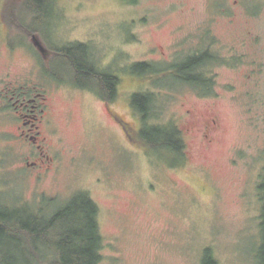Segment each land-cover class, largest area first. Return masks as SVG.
Masks as SVG:
<instances>
[{"label":"rangeland","instance_id":"rangeland-1","mask_svg":"<svg viewBox=\"0 0 264 264\" xmlns=\"http://www.w3.org/2000/svg\"><path fill=\"white\" fill-rule=\"evenodd\" d=\"M19 21L39 31L27 33ZM75 42L119 75L111 110L99 95L69 86L73 73L60 58L53 62V48ZM207 46L217 58L205 67L215 79L205 95L181 81L175 65ZM139 61L156 70L130 72ZM21 84L56 99L62 154L42 178L24 165L10 132L15 120L1 103L8 87ZM141 91L154 98L143 119L132 103ZM212 116L218 124L208 142L202 126ZM169 123L185 142L183 160L173 164L176 153L164 158L137 129ZM261 169L264 0H53L50 13L36 15L24 11L22 0H0L1 205L45 204L51 213L88 192L99 206L100 264H202L207 252L218 264H259Z\"/></svg>","mask_w":264,"mask_h":264},{"label":"trees","instance_id":"trees-1","mask_svg":"<svg viewBox=\"0 0 264 264\" xmlns=\"http://www.w3.org/2000/svg\"><path fill=\"white\" fill-rule=\"evenodd\" d=\"M22 1L24 11L36 15L50 13L53 0ZM16 9L17 5L12 4L8 14L12 16ZM19 22L25 26L27 33L33 35L39 31L27 27L23 21ZM86 48L87 45L77 42L55 47L53 62L60 58L59 62L73 73L72 80L75 83L82 84L81 81L94 79L95 83L91 86L100 97L105 100L113 99L117 96L119 75L113 70H96ZM216 58L207 46L205 50L188 55L178 66L175 65L178 69L177 76L202 94H212L215 79L208 77L205 67ZM155 70L154 65L147 61L136 62L129 69L133 73H150ZM152 96V93L143 91L132 96L133 105L144 118L151 114ZM139 137L144 145L163 150L164 158H169L170 152L176 153L177 157L171 164L183 160L185 142L177 125L147 124L139 132ZM260 188L264 193V181ZM262 195L264 200V194ZM49 201L53 203L56 199L52 197L47 203ZM261 218L264 245V207ZM102 246L99 206L86 191H78L51 213L45 204L37 209L30 205L7 207L0 204V264H100ZM48 250L51 252L48 253ZM202 264L218 263L207 252ZM259 264H264V256Z\"/></svg>","mask_w":264,"mask_h":264},{"label":"flooded vegetation","instance_id":"flooded-vegetation-1","mask_svg":"<svg viewBox=\"0 0 264 264\" xmlns=\"http://www.w3.org/2000/svg\"><path fill=\"white\" fill-rule=\"evenodd\" d=\"M86 49L88 51L87 55L93 67H96V70L104 69L97 63V60L94 58V54L90 51L88 46ZM66 74L67 76L69 75V73ZM53 75L59 80L64 77L57 74L55 71L53 72ZM86 81H81L84 85L75 83L73 80V83L68 81V84L75 89H81L82 91H86L88 94L93 93L98 96L99 94L91 86L95 83L94 79H88ZM85 83H87V85H85ZM63 84L64 82L61 81L57 82L55 86L62 87ZM55 100L56 99L52 97V92L47 94V91L42 90L37 86L32 87L29 84L8 87L1 97V103L6 104V108L9 109L15 120V130L10 132L13 134V139L22 147V154L26 157L24 165L28 167H36L38 178H42V175L52 168L58 155L62 154L61 149H59L56 144V142L62 141V138L58 136V129L54 120V113L57 111ZM103 100L109 110H111V104L114 103L115 97L113 99ZM137 114L140 116L142 115L139 111ZM217 124L218 120L214 116L204 122L202 126V135L206 141L212 142L214 140V128ZM144 126L145 125L142 124V127L137 128L138 133L144 128ZM193 127L195 126H188L187 129L192 130ZM129 131V138L132 141H135L136 138H134L131 127H129ZM50 151H54V153H51ZM31 156L35 157V159H30ZM262 171L263 172L261 174L264 179V169ZM261 185L262 183L259 181L258 187L260 188ZM262 194L261 198L263 200ZM263 207L264 200L261 209L262 215Z\"/></svg>","mask_w":264,"mask_h":264},{"label":"water","instance_id":"water-1","mask_svg":"<svg viewBox=\"0 0 264 264\" xmlns=\"http://www.w3.org/2000/svg\"><path fill=\"white\" fill-rule=\"evenodd\" d=\"M35 44L41 49L43 46L41 45L40 41L35 38Z\"/></svg>","mask_w":264,"mask_h":264}]
</instances>
